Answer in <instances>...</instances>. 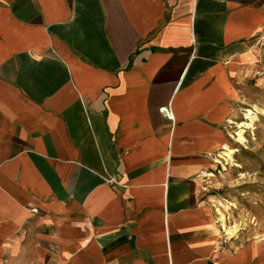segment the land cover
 Segmentation results:
<instances>
[{"label":"crops","instance_id":"obj_1","mask_svg":"<svg viewBox=\"0 0 264 264\" xmlns=\"http://www.w3.org/2000/svg\"><path fill=\"white\" fill-rule=\"evenodd\" d=\"M263 37L264 0H0V264H264L205 175Z\"/></svg>","mask_w":264,"mask_h":264},{"label":"rangeland","instance_id":"obj_2","mask_svg":"<svg viewBox=\"0 0 264 264\" xmlns=\"http://www.w3.org/2000/svg\"><path fill=\"white\" fill-rule=\"evenodd\" d=\"M250 66L240 86L238 115L232 121H241L244 109L254 105L264 111V37L253 48ZM228 129V143L237 150L233 165L223 170L216 164L209 184L215 199L235 205L226 215L227 223H236L242 228L235 238L249 240L264 235V114L246 130L243 144L230 136L234 125L228 124Z\"/></svg>","mask_w":264,"mask_h":264},{"label":"bare ground","instance_id":"obj_3","mask_svg":"<svg viewBox=\"0 0 264 264\" xmlns=\"http://www.w3.org/2000/svg\"><path fill=\"white\" fill-rule=\"evenodd\" d=\"M264 114V111L259 109L257 106H252L251 108L244 109L243 119L241 121L228 120L227 122L233 124L235 129L230 134L235 142L238 144H243L245 139V132L247 129L253 127L254 121L258 119V116ZM237 150L230 147L228 142H224L221 146V150L214 157V162L217 165L222 166L223 170L226 166L233 165L234 154ZM216 170V165L214 166ZM208 177L214 176L213 173L209 172L205 174ZM213 206L215 208V228L214 232L217 236L224 235L227 239L237 237L238 233L242 229L238 224L227 223V212L235 207V205L228 201H221L219 199H213Z\"/></svg>","mask_w":264,"mask_h":264},{"label":"built area","instance_id":"obj_4","mask_svg":"<svg viewBox=\"0 0 264 264\" xmlns=\"http://www.w3.org/2000/svg\"><path fill=\"white\" fill-rule=\"evenodd\" d=\"M162 112L165 113V115L168 117V118H172L173 115L170 114V112L168 111L167 107H163L161 108ZM31 212H34V213H37V208H31L30 210Z\"/></svg>","mask_w":264,"mask_h":264}]
</instances>
